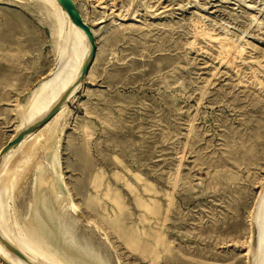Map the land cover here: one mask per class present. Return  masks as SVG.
Here are the masks:
<instances>
[{
  "label": "rangeland",
  "instance_id": "374dc122",
  "mask_svg": "<svg viewBox=\"0 0 264 264\" xmlns=\"http://www.w3.org/2000/svg\"><path fill=\"white\" fill-rule=\"evenodd\" d=\"M76 2L94 63L67 102L59 151L38 148L17 179L28 209L14 216L75 264L95 253L108 264H248L264 187V0ZM219 39L241 48L220 54ZM55 40L40 4L0 0V146L15 105L57 66ZM65 222L73 236L59 239Z\"/></svg>",
  "mask_w": 264,
  "mask_h": 264
},
{
  "label": "bare ground",
  "instance_id": "6f19581e",
  "mask_svg": "<svg viewBox=\"0 0 264 264\" xmlns=\"http://www.w3.org/2000/svg\"><path fill=\"white\" fill-rule=\"evenodd\" d=\"M32 1L40 4L42 8L48 13V16L52 21V25L54 27V35L56 37L55 45L58 56V64L54 70L48 72L49 74L47 73L48 74L47 76L45 75L46 76L45 78L42 77L44 79H42L36 86H34V88L29 90L23 105H15V108L17 109L16 112L18 114L19 123L17 126H15L16 127L15 130H13L14 132L11 133L7 141L0 146V152L7 144V142L15 138L17 134L38 124L57 105H58V109L56 113L51 117V119H49L45 124L40 126L34 132L25 136L16 146L13 147V149L7 156L0 159V238L5 240L8 244L13 246L14 248H16L18 252H20L26 258L27 262L21 260L12 252L7 250L1 243H0V261H2L4 264H75L70 260L66 262L65 260L66 258L63 260L59 256V254L56 253L55 251L56 249L49 247L46 244L47 242L44 241L47 239V237L46 239L45 238L43 239V237L40 235V232L39 233L37 232L38 229L36 230L35 227L33 226L27 225V227H23L22 225H19L18 222L16 221L17 220L16 217L14 216L15 215V210L13 209L14 197L12 193L13 190L15 189V186L18 185L17 179L19 178L21 173H23L26 164L31 162L30 160L34 152H36V150H38V148L41 147L48 148L50 151H52L53 154L56 153V151L57 152L59 151L58 142L60 140L61 134H63L65 127L68 124V120L71 115V112L67 106V102L74 96L75 92L82 83V82L78 83L77 80L83 69V66L86 62V59L90 51V44L86 34L84 33L83 30L79 29L72 23L70 17L67 15V13L58 3L57 0H32ZM72 2L77 7L76 0H72ZM84 23L87 24L86 20L84 21ZM196 27L198 28L197 25L195 26V28ZM197 28L195 29L196 31ZM199 28L201 27L199 26ZM90 29L92 30L91 26ZM217 43L219 45L220 54H223L225 56L227 54L229 55L232 52L238 53L239 48H241L239 44H236L234 41H231L230 39H221V40L219 39ZM68 90L70 91L68 95L61 100V98L64 96L66 92H68ZM261 188L259 190L260 192L258 193V196L256 195L257 197L253 203V209L251 210L252 211V215H251L252 227L250 230L251 235L247 242L248 246H246L247 248H245L247 250L245 254L247 253L248 256L247 257L248 264H264V187L262 190ZM103 191L104 192L102 193V196H109V193L111 192L108 186ZM68 196L70 198L69 193ZM109 200H111V202L112 201L115 202V204H117L119 208L122 205V204L120 205L121 202L120 198L117 199V197H112ZM65 205H68L66 208L67 211L65 210L67 213L66 215L64 214L65 219L69 216L70 221L71 220L73 221L72 223H74V221L76 222V220L79 219L80 217L79 214L80 211L78 206L74 204L72 200H69V203ZM166 218L164 217V219ZM85 222H88V224L90 223L87 220H85ZM62 223L64 224V222ZM68 223L65 222V230H63L62 232H60L58 229V232H56L58 238L63 237L64 235L68 236V234L70 233V231L67 230L69 225ZM66 224H68L67 227ZM160 227L161 230L157 233L158 234L157 237L163 238L165 235L164 231L162 230L163 223H161ZM93 228H96V226H93ZM43 230L45 231V228ZM47 230H49V228ZM72 236L73 235L71 234V236H69V239ZM104 236L106 235L104 234ZM57 240L58 239L52 241L56 242ZM158 241H156L157 245L159 244ZM66 244H67V239H66ZM167 244L169 245V243ZM88 250L90 251V253L92 251V256H93L95 253L93 250L96 249L90 248ZM98 251L99 249H97L96 252L98 253ZM151 256L153 257V255ZM93 257L96 262L95 264H108L107 259L103 258L105 256L102 257L101 254L99 257L95 253ZM108 261L109 263L112 264L110 260Z\"/></svg>",
  "mask_w": 264,
  "mask_h": 264
},
{
  "label": "water",
  "instance_id": "95a60500",
  "mask_svg": "<svg viewBox=\"0 0 264 264\" xmlns=\"http://www.w3.org/2000/svg\"><path fill=\"white\" fill-rule=\"evenodd\" d=\"M58 3L62 6V8L65 10V12L67 13V15L70 17L72 23L78 27L79 29L83 30L84 33L86 34L89 44H90V51L88 54V57L86 59V62L83 66V69L78 77L77 82H82L83 79L86 77V75L88 74L90 68L92 67V64L94 63V59L96 56V51H97V47H96V39L94 37V34L92 32V30L90 29V27L84 23L77 7L73 4L72 0H57ZM70 91L68 90V92H66L64 94V96L61 98V100L66 97L68 95ZM60 100V101H61ZM58 109V105L53 108L50 113L43 119L41 120L38 124H36L35 126H32L22 132H20L19 134H17L15 136V138H13L11 141L7 142V144L4 146V148L2 149V151L0 152V159L7 156L11 150L13 149L14 146H16L25 136H27L28 134L34 132L35 130H37L40 126H42L43 124H45L49 119H51V117L56 113ZM0 243L10 252H12L14 255H16L18 258H20L21 260L27 262L26 258L20 253L18 252V250L16 248H14L13 246H11L10 244H8L5 240L0 238Z\"/></svg>",
  "mask_w": 264,
  "mask_h": 264
},
{
  "label": "crops",
  "instance_id": "0c3cea01",
  "mask_svg": "<svg viewBox=\"0 0 264 264\" xmlns=\"http://www.w3.org/2000/svg\"><path fill=\"white\" fill-rule=\"evenodd\" d=\"M16 187V186H15ZM13 194V193H12ZM13 209L15 210V209H21V210H27L28 209V204L26 203V200H21L22 201V203L23 204H21L20 206H19V203L17 202V200H16V197L14 196V194H13ZM25 217H26V214L24 215ZM25 217H23V222L21 221V220H19V219H17L16 221L18 222V224L19 225H22L23 227H27V224H26V222H24V218Z\"/></svg>",
  "mask_w": 264,
  "mask_h": 264
}]
</instances>
